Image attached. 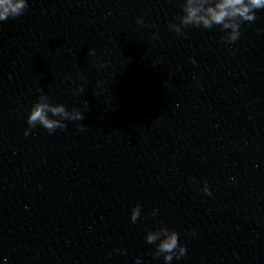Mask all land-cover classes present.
<instances>
[{
	"label": "clouds",
	"instance_id": "obj_1",
	"mask_svg": "<svg viewBox=\"0 0 264 264\" xmlns=\"http://www.w3.org/2000/svg\"><path fill=\"white\" fill-rule=\"evenodd\" d=\"M27 7V0H0V22L6 21L10 17H19ZM181 9L183 15L178 17L179 23H169V31L183 36L185 35L183 29L188 26L210 29L214 25H219L224 31L221 40L226 44H233L240 37L241 24L245 21H254L256 19L255 10L264 9V0H183ZM137 23L143 24L144 21L139 18ZM88 55L94 56L95 50L90 49ZM191 62L195 64L194 59ZM107 63H101L98 67H106ZM65 79H68V77L66 76ZM38 91L41 94L32 105L27 116L29 127L25 130V135H28L29 131L37 125L42 126L49 133H53L57 128L62 130L66 128L64 121L84 119L80 110L73 108L69 111L64 104H53L46 93L40 89ZM83 91L82 86H77L73 91V95H78ZM87 107V102H85V109ZM203 191L206 195H211L207 182H205ZM140 214L141 206L137 204L131 210V222L135 223ZM156 214H158V210L154 209L152 215ZM145 240L149 244H156L153 255L156 257L163 256L165 264H170L174 256L179 259L187 252L186 247L179 243V234L164 226L155 231L146 232ZM157 241L159 243H156ZM116 251L121 250L116 249ZM135 264H142V262L137 258Z\"/></svg>",
	"mask_w": 264,
	"mask_h": 264
}]
</instances>
